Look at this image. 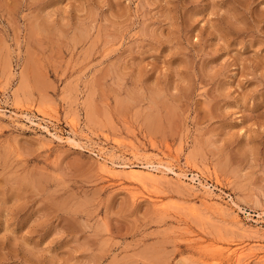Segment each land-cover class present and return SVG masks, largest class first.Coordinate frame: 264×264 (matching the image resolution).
<instances>
[{
  "label": "rangeland",
  "instance_id": "1",
  "mask_svg": "<svg viewBox=\"0 0 264 264\" xmlns=\"http://www.w3.org/2000/svg\"><path fill=\"white\" fill-rule=\"evenodd\" d=\"M0 264H264V0H0Z\"/></svg>",
  "mask_w": 264,
  "mask_h": 264
},
{
  "label": "bare ground",
  "instance_id": "2",
  "mask_svg": "<svg viewBox=\"0 0 264 264\" xmlns=\"http://www.w3.org/2000/svg\"><path fill=\"white\" fill-rule=\"evenodd\" d=\"M27 119V118H26ZM71 124V123H70ZM109 154V153H108ZM103 156V155H102ZM102 156H101V158H102ZM107 156V155H106ZM100 157V156H99ZM106 161V160H105ZM104 161H102V163H103ZM158 164V163H157ZM111 165V164H110ZM140 165V164H139ZM171 167V166H170ZM133 168H135V169H133ZM133 168H130L129 170H130V175L131 176H142V175H148V176H150V177H152L153 175H154V173H165V172H168L169 174H175V175H178V177H185L186 178V176L185 175H180L181 173H176V172H174L171 168H167L166 166L165 167H163L160 163L158 164V165H154V164H143V165H140V166H135L134 165V167ZM184 174H185V172H184ZM130 176V177H131ZM145 177V176H144ZM197 177V176H196ZM196 177L195 176H193V177H191V181H195V180H198V182L200 181L199 179H200V176L198 177V179H196ZM128 178V177H127ZM134 178V177H133ZM132 179V178H131ZM153 179V178H152ZM179 179V178H178ZM140 180V179H139ZM151 180V179H150ZM142 185V184H141ZM202 187H205L204 185H201ZM205 190V189H204ZM210 190V189H209ZM211 194V193H210ZM243 253V252H242ZM235 255H237V256H239L240 255V253H239V251H236L235 252ZM234 255V256H235ZM242 256V255H241ZM241 258V257H240Z\"/></svg>",
  "mask_w": 264,
  "mask_h": 264
}]
</instances>
